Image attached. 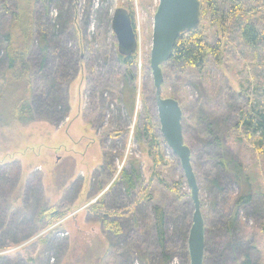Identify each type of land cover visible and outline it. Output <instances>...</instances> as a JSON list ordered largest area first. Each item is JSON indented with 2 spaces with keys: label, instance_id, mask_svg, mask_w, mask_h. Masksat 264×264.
Segmentation results:
<instances>
[{
  "label": "rangeland",
  "instance_id": "1",
  "mask_svg": "<svg viewBox=\"0 0 264 264\" xmlns=\"http://www.w3.org/2000/svg\"><path fill=\"white\" fill-rule=\"evenodd\" d=\"M73 1L79 24L87 21V27L82 34L81 50L70 34L64 36L69 50V68L61 74L64 79L61 94L69 102L67 116L55 120L40 115L25 123L14 122L9 127L0 128V166L4 169L0 179V215L6 217L0 223V238L10 244L0 250V264H65L66 259L74 261L81 251L88 250L92 238L104 240L101 223L87 212V206L102 200L110 208H127L136 199L140 183L137 182L131 192H126L119 172L124 168L129 170L132 163L139 167L143 183L148 182L153 170L151 159L144 144L139 145L134 138L135 128L146 114L154 123L167 165L158 168L157 177L162 181H158L159 178L153 181L151 197L138 204L128 219L121 220L122 235L109 237L111 246L103 264L121 263L124 255L116 257L114 253L128 242L138 246L126 257L131 264L160 262L161 248L154 225L155 207L164 213L166 238L163 248L170 257L167 264H189L188 253L184 256L187 252V238L184 240V237L187 225L191 226L193 204L179 160L160 133L149 67L153 15L158 0H132L137 37L136 59L131 68L135 77L130 83L136 88L132 116L125 107L127 96L123 95L127 77L118 59L117 42L110 26L115 9L125 8L126 0ZM37 4L41 8L42 21L51 22L57 14L55 6L51 3L44 11L41 2ZM60 63L56 56H48L45 67L36 77L37 82L42 86L40 77H57ZM234 74L235 69H226L223 64L210 60L201 76L194 71L163 70L164 86L161 88L162 97L172 94L182 104L185 117L183 137L193 150L191 164L200 203L204 200L206 207L215 204L226 213L239 188L229 174L215 168L217 150L205 142L203 116H208L220 128L234 124L235 110L241 104L234 98L238 92ZM121 131L120 136L109 135ZM234 135L231 133L227 139L225 153L241 161L251 177L254 196L252 203L238 211L236 231L240 239L251 242H246L243 249L264 264V153H256ZM6 175L11 177L5 184ZM211 177H218L219 190L210 187ZM180 181L182 197L177 198L166 184ZM44 206L68 212L59 221L39 230L33 225L35 213ZM25 226L30 235L13 244L12 235H18L17 241L19 231ZM225 235L212 229L207 234V241L223 248L222 237ZM40 237L46 242L43 243ZM215 248L217 246L210 252L213 253ZM207 264L234 262L228 249L226 256H216Z\"/></svg>",
  "mask_w": 264,
  "mask_h": 264
},
{
  "label": "trees",
  "instance_id": "2",
  "mask_svg": "<svg viewBox=\"0 0 264 264\" xmlns=\"http://www.w3.org/2000/svg\"><path fill=\"white\" fill-rule=\"evenodd\" d=\"M1 1L0 128L9 127L14 122L25 123L40 115L55 120L63 119L70 109L68 100L61 94V84L64 80L61 79V74L64 73V69L69 68L67 65L69 50L64 36L65 33L70 34L69 37L75 40L78 50H81L82 34L86 31L87 21L79 24L73 0ZM38 1L41 2L44 11L48 10L51 3L55 6L57 14L51 22L42 21ZM124 5L135 29L132 0H126ZM135 54L118 55L127 77L124 82L126 93L123 96L125 97V94L127 96L125 107L129 116L133 114L136 97V88L130 84L135 77L131 74V68L135 64ZM52 55L59 58L61 62L56 72L58 76L40 77L43 83L41 86L36 77H39V71L45 67L48 56ZM210 60L216 64H223L226 69H235L238 92L234 98H237L241 104L235 110L234 124L220 128L219 125L213 124L208 116L201 118L205 120L203 121L205 142L208 147H214L217 150L218 164L215 168L219 167L229 174L232 181L238 185L239 192L231 199L227 213L218 209L215 204L206 207L204 200L200 203L206 234L203 264H207L216 256H226L228 249L234 264H260L247 249H243L246 248L243 245L250 241L240 239L236 231L238 211L241 207L253 202L251 177L246 173L241 161L225 153V143L233 133L239 142L244 141L256 153H264V0H200L198 27L177 38L170 59L163 65L162 72L163 70L178 73L194 71L201 76L206 72ZM162 86H164V80ZM169 97L178 100L182 109L179 99L172 94H169ZM183 125H185V117L182 109V129ZM135 129L134 138L139 145L144 144L145 151L151 159L153 170L148 182L143 183L139 167L134 163L130 165L129 170L122 169L119 172V178L124 183L126 192H131L135 184L140 183L136 199L125 209L107 207L102 200L87 206V212L97 217L101 223L105 238L104 240L100 237V240L92 238L88 250L81 251V255L74 261L66 259L65 264H103V259L108 255L111 246L109 237L118 238L123 233L124 227L121 220L128 219L135 213L138 204L151 197V185L155 179L159 178L157 170L167 163L163 158L151 117L148 114L144 115ZM122 133V131L110 132L109 135L117 137ZM190 150L192 156L193 150ZM3 175L4 169L0 166V179ZM10 177L7 175L4 177L5 184L9 183ZM158 181L162 179L159 178ZM209 184L212 188L220 189L218 177H211ZM181 185V181L173 185L166 184L177 198L182 197ZM67 212L52 206L41 207L35 213L33 225L38 226L39 230L47 228L63 218ZM5 218L1 214L0 223H3ZM154 225L162 256L158 264H167L170 257L163 248L166 238L164 213L158 207L154 209ZM188 226L184 240L188 235ZM212 229L226 234L222 237L224 238L223 248H218L220 245L207 241V234ZM19 232L17 241L18 235L14 234L11 237V240H14L13 244L27 239L30 235L27 226ZM40 239L43 243L46 242V239L42 237ZM128 243L121 250L117 248V253H114L116 257L124 255L123 261L118 264H131L126 257H129L133 250H137L138 246ZM9 246L10 244L0 238V250ZM183 246L186 251V246ZM216 246L217 248L211 253L212 248ZM184 254L186 257L187 252Z\"/></svg>",
  "mask_w": 264,
  "mask_h": 264
},
{
  "label": "water",
  "instance_id": "3",
  "mask_svg": "<svg viewBox=\"0 0 264 264\" xmlns=\"http://www.w3.org/2000/svg\"><path fill=\"white\" fill-rule=\"evenodd\" d=\"M200 0H158L153 15L149 67L153 78L154 98L160 133L178 158L193 204L191 226L187 236L189 264H203L205 228L200 209L199 188L191 164V150L184 142L182 109L178 100L162 97L163 65L170 59L177 38L198 27ZM111 30L121 56L136 53L137 37L132 19L124 7H117L111 17Z\"/></svg>",
  "mask_w": 264,
  "mask_h": 264
}]
</instances>
